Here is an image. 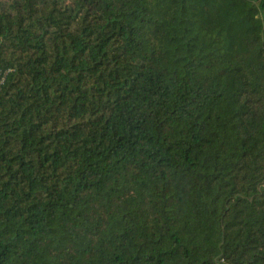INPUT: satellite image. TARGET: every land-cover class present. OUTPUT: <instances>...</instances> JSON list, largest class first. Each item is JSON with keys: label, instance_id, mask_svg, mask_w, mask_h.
I'll list each match as a JSON object with an SVG mask.
<instances>
[{"label": "trees", "instance_id": "1", "mask_svg": "<svg viewBox=\"0 0 264 264\" xmlns=\"http://www.w3.org/2000/svg\"><path fill=\"white\" fill-rule=\"evenodd\" d=\"M0 264H264V0H0Z\"/></svg>", "mask_w": 264, "mask_h": 264}]
</instances>
